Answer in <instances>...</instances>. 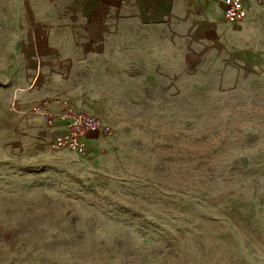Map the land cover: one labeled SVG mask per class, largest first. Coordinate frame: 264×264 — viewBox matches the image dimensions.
I'll list each match as a JSON object with an SVG mask.
<instances>
[{"label": "rangeland", "instance_id": "obj_1", "mask_svg": "<svg viewBox=\"0 0 264 264\" xmlns=\"http://www.w3.org/2000/svg\"><path fill=\"white\" fill-rule=\"evenodd\" d=\"M34 3L0 0V264H264V1L186 54L93 69L37 56ZM30 73L59 89L24 107ZM58 92L113 135L53 149L32 109Z\"/></svg>", "mask_w": 264, "mask_h": 264}, {"label": "crops", "instance_id": "obj_2", "mask_svg": "<svg viewBox=\"0 0 264 264\" xmlns=\"http://www.w3.org/2000/svg\"><path fill=\"white\" fill-rule=\"evenodd\" d=\"M32 14L30 43L37 56L72 62L74 69L77 63L93 69L99 62L139 60L133 57L138 55L160 61L172 46L186 54L188 33L220 36L227 23L217 0H35ZM40 75L30 73L17 87L22 106L59 89L52 79H45L52 84L44 87Z\"/></svg>", "mask_w": 264, "mask_h": 264}, {"label": "built area", "instance_id": "obj_3", "mask_svg": "<svg viewBox=\"0 0 264 264\" xmlns=\"http://www.w3.org/2000/svg\"><path fill=\"white\" fill-rule=\"evenodd\" d=\"M217 1L223 4L224 19L228 24H238L248 15L249 0ZM77 98L59 93L51 98H44L33 107L32 112L43 116L55 131L50 142L53 149L69 148L87 155L91 143L100 136L111 137L113 128L102 116L79 105Z\"/></svg>", "mask_w": 264, "mask_h": 264}]
</instances>
